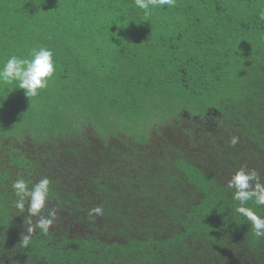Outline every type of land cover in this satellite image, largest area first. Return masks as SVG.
<instances>
[{
  "label": "trees",
  "instance_id": "obj_1",
  "mask_svg": "<svg viewBox=\"0 0 264 264\" xmlns=\"http://www.w3.org/2000/svg\"><path fill=\"white\" fill-rule=\"evenodd\" d=\"M0 264H264V0H0Z\"/></svg>",
  "mask_w": 264,
  "mask_h": 264
}]
</instances>
